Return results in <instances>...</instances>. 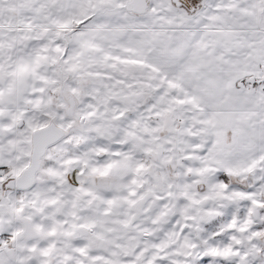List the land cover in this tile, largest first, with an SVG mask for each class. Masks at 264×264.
Returning a JSON list of instances; mask_svg holds the SVG:
<instances>
[{"label": "snow or ice", "instance_id": "6c2138e0", "mask_svg": "<svg viewBox=\"0 0 264 264\" xmlns=\"http://www.w3.org/2000/svg\"><path fill=\"white\" fill-rule=\"evenodd\" d=\"M0 264H264V0H0Z\"/></svg>", "mask_w": 264, "mask_h": 264}]
</instances>
